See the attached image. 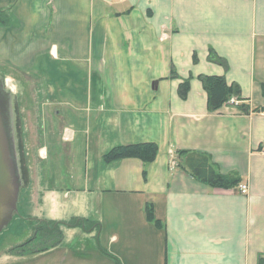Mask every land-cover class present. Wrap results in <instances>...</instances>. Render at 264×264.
<instances>
[{
    "label": "crops",
    "instance_id": "obj_1",
    "mask_svg": "<svg viewBox=\"0 0 264 264\" xmlns=\"http://www.w3.org/2000/svg\"><path fill=\"white\" fill-rule=\"evenodd\" d=\"M0 17V66L35 81L41 105L32 138L44 168L21 199L63 234L0 264H259L264 0H0ZM213 75L240 87L248 112L209 109L201 77ZM139 143L157 145L153 162L104 161ZM188 153L238 175L247 194L196 179ZM75 217L93 227L62 224Z\"/></svg>",
    "mask_w": 264,
    "mask_h": 264
},
{
    "label": "trees",
    "instance_id": "obj_2",
    "mask_svg": "<svg viewBox=\"0 0 264 264\" xmlns=\"http://www.w3.org/2000/svg\"><path fill=\"white\" fill-rule=\"evenodd\" d=\"M0 19H2L0 17ZM202 81L204 83V88L208 93V105L211 111H217L226 104L232 97L235 99L241 100V90L238 85H229L223 76H202ZM189 89V83L185 82L181 85V92L185 93ZM263 95H264V86H263ZM241 111L248 112V107L246 105L240 104L238 106ZM259 111V108L255 109ZM21 117L19 115V125L21 126ZM19 132V147H20V156L22 163V170L26 176L25 181L28 179L27 173L28 169L26 165L25 150H26V133L24 128L17 126ZM22 131V132H21ZM158 147L155 143H139L131 144L125 146H119L113 148L111 151L106 153L103 158L105 162H112L127 158H138L142 160L145 164L153 162L157 157ZM186 157V167L196 179L203 182L206 185H209L214 188L222 189H235L241 184V178L236 175H224L219 173L213 164L208 155L202 153H188ZM148 218L153 220L151 209L147 212ZM29 220V224H32V232L34 236L29 238L24 243L17 246L19 252H24L28 250L29 245H35L30 247L29 250L32 252H41L45 251L51 247L58 245L63 238L62 231L60 229V224L58 222H52L45 219L39 218H25ZM62 224L69 227H81L86 230L93 227V222L88 219L83 218H73L68 222H62ZM38 247H37V246ZM25 249V250H24ZM9 253L14 252L15 248L7 250ZM259 264H264V258L261 257Z\"/></svg>",
    "mask_w": 264,
    "mask_h": 264
},
{
    "label": "rangeland",
    "instance_id": "obj_3",
    "mask_svg": "<svg viewBox=\"0 0 264 264\" xmlns=\"http://www.w3.org/2000/svg\"><path fill=\"white\" fill-rule=\"evenodd\" d=\"M11 65V64H10ZM17 71H12L9 70L8 66H0V76L5 78L6 82V86H8L10 88L11 93L13 94V104H14V108L15 111L18 113V115H20L21 117V126L19 125L18 122V126L23 127L24 128V132L28 134L29 136V141L27 142L26 140V150H25V158H26V165H24L25 167L27 166L28 169V173L30 174V180L34 174L35 179H34V184H38V186L40 185V182H37L36 178V169L38 168L37 164H39L40 168L42 167V169L44 168V160H42L39 156V150L41 146L35 145V139L32 138V136H34L35 138L37 137L36 133H38V130L33 128V125L35 123V118H37L35 111L38 113H40V104L38 105V97L36 96L35 89H36V82L35 81H28L26 80L25 76L23 75H19V79H23V81L21 80H17ZM13 77V78H12ZM12 78V79H11ZM9 79V80H7ZM21 81V83H20ZM35 85V87H34ZM37 102V103H36ZM35 117V118H34ZM31 130V131H30ZM22 132V131H21ZM31 132L32 135H31ZM30 136L32 138L33 141V145H31L30 143ZM41 141H42V135H41ZM43 143V141H42ZM21 153V152H20ZM44 156V155H43ZM37 166L36 168H33V166ZM32 168L34 169L35 173L32 172ZM31 184H32V180H31ZM43 183H41L42 185ZM25 190V188L23 189V191ZM36 195V194H35ZM35 198V197H34ZM33 207V202L32 201H28L27 203L23 202V199H21L20 203H19V212L18 214L15 215L14 219L12 220V222L10 223V225L5 228V230L0 234V253H8L11 255H16L17 252H19L17 250V246L22 244L21 242H19V239L22 237L23 238V233L25 232V229L27 227L30 228V230L32 231V224H29V220L25 219V218H30L35 216L34 214H30V213H34V207ZM24 208H26L27 210H25ZM32 215V216H31ZM34 218V217H33ZM34 236V232L31 233V236L29 238H32ZM28 238V239H29ZM27 239V240H28ZM35 242H33V244L29 245V247L27 248L28 250L30 249V247H32L33 245H35ZM37 246V245H36ZM38 247V246H37ZM15 248L14 252L9 253V251L7 250H11ZM25 250V249H24ZM27 251V250H25ZM1 253V254H2Z\"/></svg>",
    "mask_w": 264,
    "mask_h": 264
},
{
    "label": "water",
    "instance_id": "obj_4",
    "mask_svg": "<svg viewBox=\"0 0 264 264\" xmlns=\"http://www.w3.org/2000/svg\"><path fill=\"white\" fill-rule=\"evenodd\" d=\"M0 76V234L19 212L26 176L22 170L19 115L13 104V94Z\"/></svg>",
    "mask_w": 264,
    "mask_h": 264
},
{
    "label": "built area",
    "instance_id": "obj_5",
    "mask_svg": "<svg viewBox=\"0 0 264 264\" xmlns=\"http://www.w3.org/2000/svg\"><path fill=\"white\" fill-rule=\"evenodd\" d=\"M228 104L229 105H232V106H235V107H238L240 104H241V101L240 100H237L235 98H231L229 101H228ZM239 188V191L242 193V194H247L248 192V188L247 186L243 185V184H240L238 186Z\"/></svg>",
    "mask_w": 264,
    "mask_h": 264
}]
</instances>
